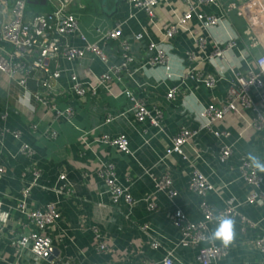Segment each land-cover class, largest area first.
<instances>
[{
    "label": "crops",
    "instance_id": "obj_1",
    "mask_svg": "<svg viewBox=\"0 0 264 264\" xmlns=\"http://www.w3.org/2000/svg\"><path fill=\"white\" fill-rule=\"evenodd\" d=\"M233 1L216 0L215 4L197 5L196 0H189L200 11L213 13L224 21L207 30L193 18L186 29L180 30L166 44L170 65L167 71L163 66L148 63L153 55L148 43L162 41L165 26L189 7L185 0H162L154 7L153 17L124 0H72L70 8L88 40H96L95 28L104 30L119 26L120 39L99 41L108 62L111 65L122 62V39L128 42L133 61L120 80H112L105 87L97 88L94 97L86 96L81 100H74L68 74L64 73L59 82L65 95L56 98L61 107L64 101L76 106L71 122L54 120L52 114L33 98V92L43 91L36 81L30 80L24 91L14 80L0 73V166L5 169L0 179V201L4 209L10 210L7 223L0 227V264H150L160 262L168 251L172 252L174 264H201L197 259L198 247L180 244L179 232L171 222L175 208L182 209L192 221L202 218L200 199L188 186L194 169L200 170L217 188L207 195L215 210H222L233 198L239 204L238 212L258 223L255 228H245L238 218H233L234 239L219 264H264L262 254L253 244V239L264 233V198L245 202L248 189L238 169L239 160L247 159L250 152L264 162V125L260 129L248 125L253 110L228 114L222 124L215 127L224 128L226 136L217 138L208 131H200L197 138L182 147L186 158L176 153L165 154L180 128L200 127L207 103L228 100V88L234 80L233 68L226 69L220 78L204 58L186 59L188 51L199 53L194 35H203L207 39L206 54L212 51L213 39L222 41L236 36L233 61L239 58V50L247 49L248 63L253 67H257L255 56L264 53V0L255 8L231 7ZM44 3L49 11L53 9L47 0ZM253 10L260 17L255 30L258 39L247 21ZM137 33L142 34L140 39L134 37ZM254 38L258 42L250 48ZM70 42L81 44L76 38H70ZM8 49L9 46L0 39V54ZM182 67H195L201 73L214 74L218 81L214 88H207L191 77L183 79L179 77ZM239 68L245 72L244 66ZM72 69L80 81L97 86L106 65L87 52L72 64ZM171 86L176 87V93L173 98H168L166 94ZM125 90L143 99L147 108L157 107L162 111L160 126H153L149 120L140 122L136 119L135 107L126 97ZM261 94L262 90L250 92L255 107L264 117ZM31 124H35L36 129L33 130ZM15 131L20 132V140L14 138ZM120 133L128 137L129 154L100 141L103 134ZM21 143L31 148L30 155L22 152ZM224 144L232 149L227 164L218 161ZM105 162L113 163L119 183L127 187L136 200L133 205L111 202L98 174ZM35 166L41 173L30 190L27 209L43 208L56 201L61 214L59 221L41 236L50 240L48 246L52 251L46 257L38 251L36 239L30 238L34 229L26 215L15 209L21 187L31 180V168ZM166 172L178 192L173 199L154 190L153 178ZM63 183L66 187L57 191ZM147 196L155 201V210L147 209ZM216 228L217 225L212 224L211 233ZM93 229L106 240L105 251L97 249ZM13 240L17 241L14 246L11 245ZM152 240L158 242L157 248L149 245Z\"/></svg>",
    "mask_w": 264,
    "mask_h": 264
},
{
    "label": "built area",
    "instance_id": "obj_2",
    "mask_svg": "<svg viewBox=\"0 0 264 264\" xmlns=\"http://www.w3.org/2000/svg\"><path fill=\"white\" fill-rule=\"evenodd\" d=\"M53 7L49 12H40L31 16L26 14L27 0H0V39L9 46L8 50H4L0 54V73L6 74L10 79L14 80L24 91L30 80L37 82L42 92H33V98L39 101L51 114L54 120H64L71 122L76 106L74 103L64 101V106H59L57 96H64L65 91L60 86V79L64 73L68 74L70 81V90L74 95V100H81L83 97H94L97 94V88L105 87L112 80H120L121 74L128 70L129 65L133 61L130 53L129 44L125 39L120 41L122 62L117 65H111L108 62V56L100 47L99 41L118 40L121 38V30L119 26L100 29L95 28L97 35L96 40L90 41L80 28V22L75 13L71 10L70 4L72 0H47ZM130 5L144 10L150 17L154 16V7L162 0H124ZM189 7L175 21L167 24L164 28L163 39L161 42L150 41L148 49L153 55L148 59L151 66H163L168 71L169 51L167 42L171 40L180 30L186 29L188 23L194 18L198 24L209 30L220 25L224 18L213 13L200 11L196 6L185 0ZM197 5L215 4L216 0H196ZM261 0H234L230 3L231 7L255 8ZM248 24L252 32L260 24V17L256 11H252L247 18ZM257 33V35H256ZM255 33L257 39L258 32ZM264 33V28H263ZM136 39H140L142 34L134 35ZM70 38H76L80 41V45L70 42ZM236 36L227 40H212V51L208 54L205 52L207 39L203 35H194V40L198 48V55L191 53L186 54L188 61H194L197 58H204L210 63L216 75L220 78L224 76L226 69L234 70V80L228 88V100L226 102H209L203 109L204 121L198 129H189L182 127L172 137V144L165 149V154L176 153L182 158H186L182 152L184 144L197 138L200 131L210 132L214 137L226 136L227 131L224 128H215L218 124H222L223 120L230 113L241 114L243 109L253 110L254 115L250 119L253 128L260 129L264 125V117L262 113L255 107L251 90L261 91L264 99V53L255 56V64L253 67L248 63V50H239V58L233 61V51L237 48ZM257 39H253L250 48L257 44ZM91 53L106 65V70L99 76L97 86H91L83 83L78 79V75L72 69V64L78 62L85 53ZM243 63V64H242ZM244 66L245 72H241L240 68ZM195 68V67H194ZM194 68H183L179 77L192 79L201 82L207 88H214L218 79L216 75L211 73H201ZM167 77L170 73H166ZM176 93V87L171 86L166 94L168 98H173ZM126 97L133 103L135 107L136 119L140 122L149 120L153 126H160L162 111L159 108H147L143 99L135 96L132 92L125 90ZM110 120V117L106 121ZM36 129L35 124L30 126ZM54 136L55 132L52 131ZM14 138L20 140V132L13 133ZM100 141L114 146L120 152L129 154V140L123 134L108 135L103 134ZM22 152L31 154V148L21 143ZM232 156V149L228 145H222L218 154V161L221 164H227ZM238 169L247 187V195L245 202L253 203L264 198V174L250 166V162L246 158H241L238 162ZM5 169L0 166V179ZM41 169L38 167L31 168V180L26 182L20 190V197L17 200L15 209L26 215L29 223L34 231L30 233V238L37 240L41 237L49 226L56 224L60 219V212L57 202L52 201L43 208L27 209L30 197V190L40 177ZM99 176L106 185L110 200L113 204L120 202L129 206L133 205L136 200L127 187L119 183L114 165L112 162H105L99 172ZM62 177V176H61ZM154 190L165 194L169 199L177 196V190L174 187L173 180L169 173L163 174L159 178H153ZM189 189L195 193L199 199V209L202 218L198 221L190 220L180 208H175L172 212L171 222L179 232L180 244L197 246V259L201 264H219L229 252V246L217 242H207L211 234L210 226L215 224L218 226V220L221 218H238L245 228H255L258 223L238 212V203L233 198L227 201L225 208L215 210L208 202L207 195L210 191H216L215 185L200 170L194 169L188 180ZM66 187V183L59 186L57 191ZM147 209L152 211L156 209V203L149 196L145 198ZM10 217V210L4 209L0 201V227L4 226ZM146 227V225H144ZM244 228V229H245ZM243 229V230H244ZM95 238L97 239V249L105 251L107 249L106 240L102 234L93 229ZM17 241H11V245H16ZM255 248L262 254V262L264 263V233L253 239ZM152 248H157L158 242L152 240L149 244ZM42 254V251L40 252ZM73 264V263H61ZM150 264H174L173 255L168 251L160 262H152ZM248 264V263H242ZM260 264V263H257Z\"/></svg>",
    "mask_w": 264,
    "mask_h": 264
},
{
    "label": "clouds",
    "instance_id": "obj_3",
    "mask_svg": "<svg viewBox=\"0 0 264 264\" xmlns=\"http://www.w3.org/2000/svg\"><path fill=\"white\" fill-rule=\"evenodd\" d=\"M247 159L250 162V166L258 170L259 172L264 173V162L261 161L260 157L248 153ZM234 239V220L232 218H221L218 220V226L214 232L210 234L207 242L212 243L214 241H219L223 246L228 247Z\"/></svg>",
    "mask_w": 264,
    "mask_h": 264
},
{
    "label": "trees",
    "instance_id": "obj_4",
    "mask_svg": "<svg viewBox=\"0 0 264 264\" xmlns=\"http://www.w3.org/2000/svg\"><path fill=\"white\" fill-rule=\"evenodd\" d=\"M48 5L44 3V0H27L26 13H40L42 11H49Z\"/></svg>",
    "mask_w": 264,
    "mask_h": 264
},
{
    "label": "water",
    "instance_id": "obj_5",
    "mask_svg": "<svg viewBox=\"0 0 264 264\" xmlns=\"http://www.w3.org/2000/svg\"><path fill=\"white\" fill-rule=\"evenodd\" d=\"M50 243L49 239H42V238H38L36 240V247L38 249L39 252L42 251L43 256H47L49 255V251H52L51 248L48 246Z\"/></svg>",
    "mask_w": 264,
    "mask_h": 264
}]
</instances>
